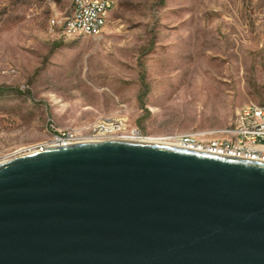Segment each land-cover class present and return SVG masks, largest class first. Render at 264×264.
I'll use <instances>...</instances> for the list:
<instances>
[{
    "label": "rangeland",
    "instance_id": "1",
    "mask_svg": "<svg viewBox=\"0 0 264 264\" xmlns=\"http://www.w3.org/2000/svg\"><path fill=\"white\" fill-rule=\"evenodd\" d=\"M97 37L51 32L71 0H0V162L105 119L145 142L264 107V0H112Z\"/></svg>",
    "mask_w": 264,
    "mask_h": 264
},
{
    "label": "water",
    "instance_id": "2",
    "mask_svg": "<svg viewBox=\"0 0 264 264\" xmlns=\"http://www.w3.org/2000/svg\"><path fill=\"white\" fill-rule=\"evenodd\" d=\"M0 264H264V161L119 140L2 161Z\"/></svg>",
    "mask_w": 264,
    "mask_h": 264
},
{
    "label": "built area",
    "instance_id": "3",
    "mask_svg": "<svg viewBox=\"0 0 264 264\" xmlns=\"http://www.w3.org/2000/svg\"><path fill=\"white\" fill-rule=\"evenodd\" d=\"M112 9V0H71L68 13L65 16H53L49 21V28L63 39L97 37L105 28ZM111 138H126L132 142L142 140L137 130H128L121 121L105 119L99 121L85 137L77 130L58 131L52 138L51 146L105 141ZM167 140L170 145L179 148L264 161V107L255 103L245 104L223 129L174 134ZM41 149L27 150L22 154Z\"/></svg>",
    "mask_w": 264,
    "mask_h": 264
},
{
    "label": "bare ground",
    "instance_id": "4",
    "mask_svg": "<svg viewBox=\"0 0 264 264\" xmlns=\"http://www.w3.org/2000/svg\"><path fill=\"white\" fill-rule=\"evenodd\" d=\"M111 140H113V138H111ZM119 141H127L126 140V138H121V139H119ZM88 142H90V141H88ZM136 142H145L144 140L142 141V140H139V141H136ZM145 143H150V144H160V143H156V142H150V141H147V142H145ZM163 145H170L169 143H167V144H163ZM170 146H172V145H170Z\"/></svg>",
    "mask_w": 264,
    "mask_h": 264
}]
</instances>
